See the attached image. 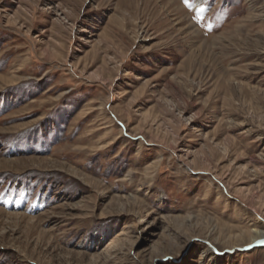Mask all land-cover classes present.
<instances>
[{"label":"rangeland","instance_id":"obj_1","mask_svg":"<svg viewBox=\"0 0 264 264\" xmlns=\"http://www.w3.org/2000/svg\"><path fill=\"white\" fill-rule=\"evenodd\" d=\"M261 227L264 0H0V264H264Z\"/></svg>","mask_w":264,"mask_h":264},{"label":"bare ground","instance_id":"obj_2","mask_svg":"<svg viewBox=\"0 0 264 264\" xmlns=\"http://www.w3.org/2000/svg\"><path fill=\"white\" fill-rule=\"evenodd\" d=\"M111 144L112 143H109V146ZM248 234H249L250 244H261L260 241H264V228L263 227L253 229V230L249 231Z\"/></svg>","mask_w":264,"mask_h":264},{"label":"water","instance_id":"obj_3","mask_svg":"<svg viewBox=\"0 0 264 264\" xmlns=\"http://www.w3.org/2000/svg\"><path fill=\"white\" fill-rule=\"evenodd\" d=\"M253 247H264V244H254V245L250 246V247L247 248V249H251V248H253Z\"/></svg>","mask_w":264,"mask_h":264},{"label":"snow or ice","instance_id":"obj_4","mask_svg":"<svg viewBox=\"0 0 264 264\" xmlns=\"http://www.w3.org/2000/svg\"><path fill=\"white\" fill-rule=\"evenodd\" d=\"M185 4H189V0H185ZM191 6V5H190ZM202 10V9H201ZM261 244H264V241H260Z\"/></svg>","mask_w":264,"mask_h":264}]
</instances>
